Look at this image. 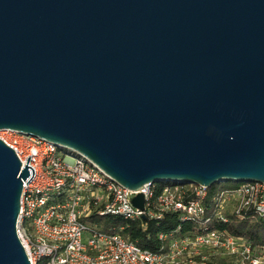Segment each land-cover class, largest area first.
<instances>
[{"label": "water", "instance_id": "obj_1", "mask_svg": "<svg viewBox=\"0 0 264 264\" xmlns=\"http://www.w3.org/2000/svg\"><path fill=\"white\" fill-rule=\"evenodd\" d=\"M0 130L129 190L264 183V0H0ZM20 167L0 139V264H30Z\"/></svg>", "mask_w": 264, "mask_h": 264}, {"label": "built area", "instance_id": "obj_2", "mask_svg": "<svg viewBox=\"0 0 264 264\" xmlns=\"http://www.w3.org/2000/svg\"><path fill=\"white\" fill-rule=\"evenodd\" d=\"M0 139L13 148L20 169L25 163L34 169L27 184L22 179L16 224L30 264H264V245L208 225L227 222V212L241 219L264 218V183L244 181L211 197L209 187L184 182H165L159 191L160 182L129 190L87 159L51 142L11 130H0ZM138 193L143 208L132 203ZM167 212H178L198 230L160 233L162 244L155 251L119 231H100L96 221L88 220L92 214L125 221L159 219Z\"/></svg>", "mask_w": 264, "mask_h": 264}, {"label": "trees", "instance_id": "obj_3", "mask_svg": "<svg viewBox=\"0 0 264 264\" xmlns=\"http://www.w3.org/2000/svg\"><path fill=\"white\" fill-rule=\"evenodd\" d=\"M239 181H225L209 187V197L220 189L232 188L240 184ZM160 182L156 189L160 190ZM227 222L213 220L208 225L211 228L225 230L228 234L241 237L252 244L264 245V218L247 217L239 218L233 212H227ZM89 221H96L97 229L104 232L113 233L119 231L123 237L135 242L142 248L158 250L162 244L159 239L160 233L175 232L178 235L192 234L198 230V226L191 221H182L178 212H167L161 218H151L148 216L125 221L120 217L105 214H92ZM123 228L119 230L118 227ZM115 228V229H113Z\"/></svg>", "mask_w": 264, "mask_h": 264}]
</instances>
